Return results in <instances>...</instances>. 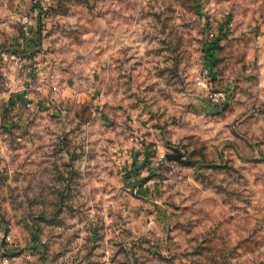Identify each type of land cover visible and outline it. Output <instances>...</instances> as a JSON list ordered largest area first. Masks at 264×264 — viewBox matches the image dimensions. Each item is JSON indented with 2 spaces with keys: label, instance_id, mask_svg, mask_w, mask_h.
Here are the masks:
<instances>
[{
  "label": "rangeland",
  "instance_id": "374dc122",
  "mask_svg": "<svg viewBox=\"0 0 264 264\" xmlns=\"http://www.w3.org/2000/svg\"><path fill=\"white\" fill-rule=\"evenodd\" d=\"M34 10L0 0V264H264V0Z\"/></svg>",
  "mask_w": 264,
  "mask_h": 264
},
{
  "label": "built area",
  "instance_id": "2783aa9c",
  "mask_svg": "<svg viewBox=\"0 0 264 264\" xmlns=\"http://www.w3.org/2000/svg\"><path fill=\"white\" fill-rule=\"evenodd\" d=\"M54 0H36L34 2L35 10H34V18H25L22 21V36L25 40H30L33 37V23L36 21L38 15L45 14L47 7L52 3ZM207 73V72H206ZM208 101L213 105H220L227 101V96L225 92H214L209 96ZM32 104H27L28 109H32ZM143 161V160H142Z\"/></svg>",
  "mask_w": 264,
  "mask_h": 264
},
{
  "label": "trees",
  "instance_id": "16d2710c",
  "mask_svg": "<svg viewBox=\"0 0 264 264\" xmlns=\"http://www.w3.org/2000/svg\"><path fill=\"white\" fill-rule=\"evenodd\" d=\"M42 17H43V16H39V18H40V19L38 20V21H39V25H38V26H39V28L37 29V32H38V33H40V31H41V28H42V25H41V22H42Z\"/></svg>",
  "mask_w": 264,
  "mask_h": 264
},
{
  "label": "water",
  "instance_id": "95a60500",
  "mask_svg": "<svg viewBox=\"0 0 264 264\" xmlns=\"http://www.w3.org/2000/svg\"><path fill=\"white\" fill-rule=\"evenodd\" d=\"M33 2H35L36 0H32Z\"/></svg>",
  "mask_w": 264,
  "mask_h": 264
}]
</instances>
